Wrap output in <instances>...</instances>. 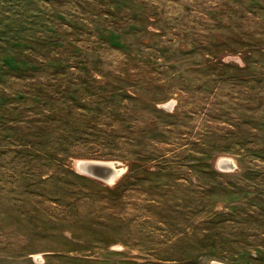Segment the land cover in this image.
I'll return each instance as SVG.
<instances>
[{"label": "rangeland", "instance_id": "374dc122", "mask_svg": "<svg viewBox=\"0 0 264 264\" xmlns=\"http://www.w3.org/2000/svg\"><path fill=\"white\" fill-rule=\"evenodd\" d=\"M220 263L264 264V0H0V264Z\"/></svg>", "mask_w": 264, "mask_h": 264}, {"label": "bare ground", "instance_id": "6f19581e", "mask_svg": "<svg viewBox=\"0 0 264 264\" xmlns=\"http://www.w3.org/2000/svg\"><path fill=\"white\" fill-rule=\"evenodd\" d=\"M223 163L229 164V159H222ZM79 166L86 171H90L95 175H102L108 174L109 171V163H101V162H87V161H80ZM118 172L113 171L112 174L107 175L110 179H114ZM114 181V180H113ZM223 264V263H220Z\"/></svg>", "mask_w": 264, "mask_h": 264}]
</instances>
